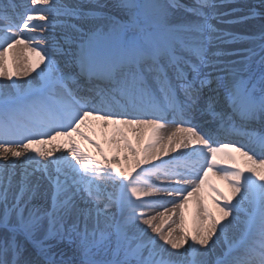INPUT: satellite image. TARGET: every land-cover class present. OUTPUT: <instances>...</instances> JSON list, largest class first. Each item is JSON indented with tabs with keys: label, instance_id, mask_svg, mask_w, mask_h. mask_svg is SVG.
Returning <instances> with one entry per match:
<instances>
[{
	"label": "snow or ice",
	"instance_id": "snow-or-ice-1",
	"mask_svg": "<svg viewBox=\"0 0 264 264\" xmlns=\"http://www.w3.org/2000/svg\"><path fill=\"white\" fill-rule=\"evenodd\" d=\"M233 3L0 0V264H264V0Z\"/></svg>",
	"mask_w": 264,
	"mask_h": 264
},
{
	"label": "bare ground",
	"instance_id": "bare-ground-1",
	"mask_svg": "<svg viewBox=\"0 0 264 264\" xmlns=\"http://www.w3.org/2000/svg\"><path fill=\"white\" fill-rule=\"evenodd\" d=\"M247 3H258V0H235V3L226 7L223 10L228 11L231 7H240V6L247 4ZM232 18L233 17H226L225 19H232ZM250 23H256V22L253 21ZM218 27L227 28L228 30H231V31L246 30V28L244 26H240V25L229 26V25L220 24V25H218ZM228 46L231 47V49H234V48L243 47L246 45L229 44ZM0 51H2V49H0ZM17 55H20V58L23 61L21 67H28L31 64V61L34 59V58L29 57V54L27 53L24 45L18 46L17 49L10 51L8 54V61H9L10 66L13 68L12 69L13 71H16ZM35 75H36V73L33 72L28 77L19 76V77H14V78L17 79L18 82H23L25 80L32 81V76H35ZM38 79L39 78L37 77V80ZM0 83H7V79L5 77H0ZM32 83L35 84L36 81H32ZM25 86H27V85H25ZM170 117L171 116H169L168 118H170ZM174 127H175V125L165 124L164 127L160 129L158 135L160 137H164V139H162L161 142L157 145L158 148H163V146L168 143L166 137H167L168 133L170 132V130ZM117 128L123 129L126 132V134L128 135L129 140H131V142L134 145H137L138 148H140V149L142 148V145H140L137 141L136 134L134 132H132V130L129 126L110 125L108 128H105L103 126V121L93 120L92 118H89L86 126H82V131H85L94 140H97L105 148V151L108 153L109 156L119 155L120 160L116 161V163L119 166H121L120 168H123L124 165H126V164L129 165V164H131V162H134V161L131 160V158H129V159L124 158L125 156H130V154L127 153L126 150H121L120 152H115L112 148V145L109 143L110 137H112V136L118 137ZM229 138H234V137H229ZM68 139H69V137H63V136L57 137L56 140L52 141L51 144L46 145V147H52L53 145L59 144L62 146V149H66L68 147V143H67ZM71 139H74L80 146H84L86 143H88L87 141L83 140L76 133L72 134ZM170 147H174V146L171 145ZM180 150L181 149H177V151H180ZM171 155H172L171 152H169L167 154V156H171ZM161 156H165V154L163 152H161ZM239 163L243 167H247L249 165V162L243 157H240ZM210 178L213 180V182H215L224 191H226V192L228 191L227 185L223 181H220V180L216 179L215 177H210ZM209 205L211 206V200H209ZM159 210H163V209L161 208ZM146 211H153L154 212V210H151V209H146ZM191 214H192V209L190 207L187 211V215H188L189 219H191Z\"/></svg>",
	"mask_w": 264,
	"mask_h": 264
}]
</instances>
